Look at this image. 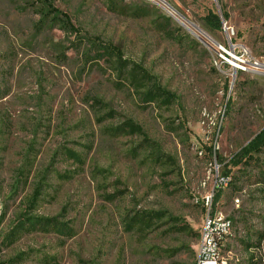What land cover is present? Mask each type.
I'll return each mask as SVG.
<instances>
[{"label":"rangeland","instance_id":"1","mask_svg":"<svg viewBox=\"0 0 264 264\" xmlns=\"http://www.w3.org/2000/svg\"><path fill=\"white\" fill-rule=\"evenodd\" d=\"M51 1L80 35L42 27L40 0H0V264H191L199 238L179 228L201 230L210 196L211 212L233 222L222 259L264 264V149L233 162L264 130V73L232 80L179 21L227 44L223 25H204L213 10L264 58V0ZM140 4L149 15H133ZM87 36L144 64L177 100L142 104L106 59L87 61ZM129 118L144 134L114 133ZM150 211L165 217L133 220ZM27 214L72 234L16 232Z\"/></svg>","mask_w":264,"mask_h":264},{"label":"trees","instance_id":"2","mask_svg":"<svg viewBox=\"0 0 264 264\" xmlns=\"http://www.w3.org/2000/svg\"><path fill=\"white\" fill-rule=\"evenodd\" d=\"M42 3V27L46 25L47 21L52 23L53 26L62 29L65 33H79V28L75 26L72 22L71 18L68 17L66 13H63L58 8L54 6L51 0H40ZM110 8L120 7L115 4L113 1L109 3ZM150 8L148 5L140 4L137 5L133 9V15L137 17H143L149 15ZM166 22H170V18L164 17ZM204 25L207 30L210 32H214L216 30L221 29L223 25V21L219 14L214 12L213 10L209 11L208 14L203 18ZM160 25H163L161 23ZM162 27V26H161ZM79 37V36H78ZM83 40V38H82ZM75 42L74 47L80 48L84 41ZM98 38H92V36H87V45H89L88 52H86L87 61H95L99 63L100 60L106 59V61L110 64V66L116 71L117 77L127 82L128 85L134 90L135 95L139 98L142 104L150 105V104H158L161 106H170L174 101L177 100V95L163 86L160 80L151 73V71L144 66V64L132 62L130 59L126 58L123 54V51L115 46L113 43L107 42H99ZM92 51H96L95 55H91ZM4 94H0V99L3 98ZM115 134L121 133H131V134H144L143 128L141 125L136 123L133 119H128L123 125L114 128ZM264 149V130L260 133L256 134V136L246 145L244 146L236 155L233 160L234 165L240 164H248L252 160H255L253 156L255 154H261ZM72 157L76 158L80 161V156L78 153L71 151ZM251 159V161H247V159ZM39 194H41V188L36 189L34 193L33 199H37ZM35 200L31 201L30 210L33 207ZM26 218L22 220L18 226L15 228L16 232H20L22 229L30 231L37 230L41 228L43 230L55 229L59 233H65L66 235L72 234V229L67 227L66 224L60 223L57 218H48V217H39L32 215H25ZM139 219L138 224L142 226V224H147L153 221H159L165 217L164 212L162 211H150L146 212V214L137 216ZM181 232L191 233L195 238L200 237V231L194 232L190 226L185 224L179 228ZM16 235V234H13ZM264 236V233L261 234V238ZM198 247V246H197ZM226 247V246H225ZM191 253L193 255L194 261L191 264H196L197 252L193 248H191ZM13 264V263H12Z\"/></svg>","mask_w":264,"mask_h":264},{"label":"built area","instance_id":"3","mask_svg":"<svg viewBox=\"0 0 264 264\" xmlns=\"http://www.w3.org/2000/svg\"><path fill=\"white\" fill-rule=\"evenodd\" d=\"M223 27L228 36L227 44L216 42L213 45L216 54V67L221 71L227 67L232 80H235L238 73H264V59L253 54L247 46L234 43L232 40L234 29L230 25L224 22ZM223 181L225 180L222 178L221 186L224 185ZM211 199L212 196L207 197L204 202L207 211L201 226L197 247L199 264H227L225 259H215V249L218 247L217 235H221V229H225L227 217L218 212H211Z\"/></svg>","mask_w":264,"mask_h":264},{"label":"bare ground","instance_id":"4","mask_svg":"<svg viewBox=\"0 0 264 264\" xmlns=\"http://www.w3.org/2000/svg\"><path fill=\"white\" fill-rule=\"evenodd\" d=\"M166 8V7H165ZM168 11V10H167ZM172 11H170L171 13ZM173 14V13H172ZM179 21L188 29L190 30L191 32H196L197 35L201 34V35H204V32L200 29V28H197L198 25L192 23V22H185L183 20H180ZM205 37H207L206 35H204ZM214 40V39H213ZM212 40V41H213ZM207 42H209L207 40ZM212 43V42H211ZM212 45H214V43H212ZM214 50V49H213ZM260 59H264L262 57H260ZM233 226V222L231 220H227L225 222V229H221V235H217V242H218V247H216L215 249V259L217 260H223L222 259V250L224 248V244L225 242L227 241L229 235H230V232H231V228ZM227 236V237H226ZM197 264H199V257H198V260H197Z\"/></svg>","mask_w":264,"mask_h":264},{"label":"water","instance_id":"5","mask_svg":"<svg viewBox=\"0 0 264 264\" xmlns=\"http://www.w3.org/2000/svg\"><path fill=\"white\" fill-rule=\"evenodd\" d=\"M198 28V27H197ZM195 36H197V38H199V40H201V42H203L205 45H207L209 48L215 49L212 45L209 44V42H207L206 39H204L202 36L197 35L196 32H192ZM205 35V33H204Z\"/></svg>","mask_w":264,"mask_h":264}]
</instances>
